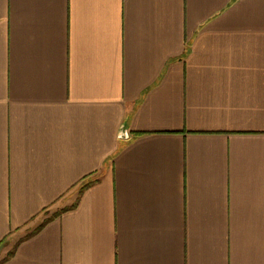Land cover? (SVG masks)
<instances>
[{
    "label": "crops",
    "instance_id": "obj_1",
    "mask_svg": "<svg viewBox=\"0 0 264 264\" xmlns=\"http://www.w3.org/2000/svg\"><path fill=\"white\" fill-rule=\"evenodd\" d=\"M0 264H264V0H0Z\"/></svg>",
    "mask_w": 264,
    "mask_h": 264
},
{
    "label": "water",
    "instance_id": "obj_2",
    "mask_svg": "<svg viewBox=\"0 0 264 264\" xmlns=\"http://www.w3.org/2000/svg\"><path fill=\"white\" fill-rule=\"evenodd\" d=\"M119 137L120 138H126L127 137V132L125 131L124 128L120 129Z\"/></svg>",
    "mask_w": 264,
    "mask_h": 264
},
{
    "label": "rangeland",
    "instance_id": "obj_3",
    "mask_svg": "<svg viewBox=\"0 0 264 264\" xmlns=\"http://www.w3.org/2000/svg\"><path fill=\"white\" fill-rule=\"evenodd\" d=\"M53 211H54V208H51V209L45 211V212L41 215V218H42V217H45V216H47V215L52 214Z\"/></svg>",
    "mask_w": 264,
    "mask_h": 264
}]
</instances>
